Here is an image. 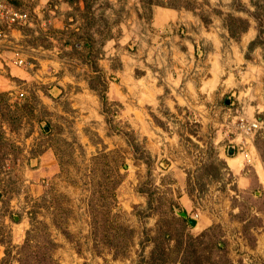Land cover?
I'll return each mask as SVG.
<instances>
[{
    "label": "rangeland",
    "instance_id": "1",
    "mask_svg": "<svg viewBox=\"0 0 264 264\" xmlns=\"http://www.w3.org/2000/svg\"><path fill=\"white\" fill-rule=\"evenodd\" d=\"M78 1L86 47L0 91V264H264V0Z\"/></svg>",
    "mask_w": 264,
    "mask_h": 264
},
{
    "label": "crops",
    "instance_id": "2",
    "mask_svg": "<svg viewBox=\"0 0 264 264\" xmlns=\"http://www.w3.org/2000/svg\"><path fill=\"white\" fill-rule=\"evenodd\" d=\"M8 1L19 9L28 12L30 14V19L25 26L15 28L11 31L9 41L0 40V91H8L14 88L13 76H16L18 79L27 80L33 76L32 71H34L33 68L37 64L40 65L41 69L47 67L51 70L52 64L63 63L64 58L61 54L62 51L86 47L87 44L85 42L83 43L76 38L79 27H76L72 30L73 33L68 35V30L70 31V28L76 25L78 21L73 18L74 11L82 5V1L21 0L19 5L13 0ZM180 14H182V11L175 8L161 7L159 10L155 8L152 24L155 21H159L165 25ZM248 22L251 23L249 19ZM43 37L48 45H44L41 42V38ZM18 59H22L25 63L23 65H17L15 61ZM102 59L100 60L103 61ZM100 72L104 73V71ZM253 148L257 152L254 143ZM250 151L252 150L250 149ZM53 156L54 153L51 150L44 151L39 155V158L36 156V165L34 166H40L35 167V172L42 169L45 171L44 176L49 175L50 172H48L44 165L46 161H53ZM219 156L224 159L231 168H235V170L241 171L245 165V163L239 162V157L235 156L234 151L230 150L229 156L225 153V150L224 152L220 151ZM250 160L252 159L250 158ZM54 166L55 164L53 167ZM183 170L184 169H181V172H183ZM186 181L187 174L184 172L180 175V185L182 187L180 202L183 206L190 207L193 205L194 201L192 194H189L187 190L184 189L187 184ZM41 188L44 190L45 185L42 184ZM207 218L208 219H203L202 221L204 227L210 225L214 221V215H208ZM195 220L197 224H200V219Z\"/></svg>",
    "mask_w": 264,
    "mask_h": 264
},
{
    "label": "trees",
    "instance_id": "3",
    "mask_svg": "<svg viewBox=\"0 0 264 264\" xmlns=\"http://www.w3.org/2000/svg\"><path fill=\"white\" fill-rule=\"evenodd\" d=\"M144 1V0H143ZM147 2H148V4H149V6L151 7L153 4H162V5H164V6H167V7H174V6H172V5H166V4H164V3H161L159 0H147ZM242 21L243 22H245L246 23V25H248V21L246 20V19H242ZM228 27H229V31H230V34L232 35V36H236V33H235V28L232 26V25H228ZM260 32H262L261 30H260ZM95 68V67H94ZM98 70V69H97ZM107 96L105 95V94H103V95H101V100H102V102L103 103H105V102H107ZM217 160V159H216ZM224 162L223 161H216V164H218L219 165V167H217V166H214L213 164H211V165H213V166H211V168L209 169V170H214V171H216V173L214 172V173H212V175L214 176V175H216L217 173H219L220 171V167L222 166V164H223ZM47 197H48V194L47 193H45L43 196H42V198H45V199H47ZM103 197H104V199L102 200V207H106L109 211L111 210V207H110V205L106 202V200H107V198L105 197V195H103ZM105 203L106 204H108L107 206L108 207H110V208H108L107 206H105ZM35 206H34V209L33 210H31L30 212H29V215H30V217L33 219V218H35L36 216H37V208H38V205H40L41 203L39 202V201H35ZM94 204L95 203H89V206H90V208H92L93 207V209H92V211H96V208H94ZM90 211V215L92 214L91 212V210H89ZM93 215H91V217H92ZM93 218L95 219V217L93 216ZM92 218V219H93ZM29 233H31V230H29L28 231ZM129 233H130V235L129 236H133V233H134V230L133 229H131L130 231H129ZM165 235H164V238L165 239H169L168 238V234L167 233H164ZM108 236H111V234H109ZM203 236V234L202 235H200L199 236V238L198 237H196V238H194L192 235L191 236H189L190 237V239H200L201 237ZM120 237V235L119 234H117V235H115V237H114V239H113V241H117L118 242V240H117V238H119ZM184 237V238H183ZM182 237V239H181V242H184L185 243V241H184V239H185V236H183ZM220 240H217V245H218V248H220V251L222 250V247L219 245L220 244ZM158 245H160V243L158 244ZM194 247V246H193ZM156 248V247H155ZM186 250H187V248H186ZM157 250H153V252H152V255H151V257H150V259L148 258V259H144L143 260V262L144 261H148L149 260V262H152V261H154L155 262V260H156V258H155V252H156ZM119 253H121L119 250H115V252H114V254L116 255H118ZM187 253H189V250L187 251ZM186 253V255H185V250L184 251H179V255H180V257H179V259H178V263L179 264H190V260H191V255H188ZM191 253H193V250L191 251ZM159 255H160V257H164L165 255H166V249H163V250H161L160 249V252H159Z\"/></svg>",
    "mask_w": 264,
    "mask_h": 264
},
{
    "label": "built area",
    "instance_id": "4",
    "mask_svg": "<svg viewBox=\"0 0 264 264\" xmlns=\"http://www.w3.org/2000/svg\"><path fill=\"white\" fill-rule=\"evenodd\" d=\"M30 14L16 7L8 0H0V40L9 41L11 31L15 28H21L27 24ZM19 63H23L22 59H18ZM258 123H253L257 126ZM242 127L244 123L242 122Z\"/></svg>",
    "mask_w": 264,
    "mask_h": 264
},
{
    "label": "water",
    "instance_id": "5",
    "mask_svg": "<svg viewBox=\"0 0 264 264\" xmlns=\"http://www.w3.org/2000/svg\"><path fill=\"white\" fill-rule=\"evenodd\" d=\"M228 100H229V99H228ZM228 100H227V101H228ZM43 126H44V129H45L46 131H48V130L50 129V127H49V125H48L47 123H44ZM182 215L186 216V212H182ZM189 221H190V223H191L192 225H195V224H196V220L193 219V218H190Z\"/></svg>",
    "mask_w": 264,
    "mask_h": 264
}]
</instances>
